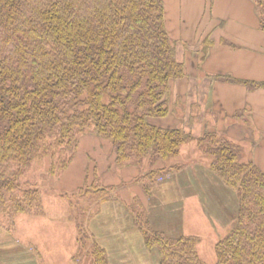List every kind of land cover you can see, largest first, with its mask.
Segmentation results:
<instances>
[{
  "label": "trees",
  "instance_id": "obj_1",
  "mask_svg": "<svg viewBox=\"0 0 264 264\" xmlns=\"http://www.w3.org/2000/svg\"><path fill=\"white\" fill-rule=\"evenodd\" d=\"M253 1L264 31V0ZM202 43L204 52L213 45L209 37ZM186 73L166 27L164 0H0V218L12 226L18 213H40L41 187L24 178L31 162L47 156L51 174H58L72 162L80 137L91 133L110 140L116 167L134 165L140 172L134 181L145 199L134 194L126 208L145 250L156 252L158 264H207L197 252L198 236L170 233L151 210L155 200L171 199L165 191L161 198L154 194V185L170 172L160 163L196 141L210 157L209 168L192 169L197 178L213 174L238 201L230 216L234 223L215 244V264H264V170L244 157L242 145L226 131L194 136L184 125L153 122L170 113V83ZM207 77L250 92L264 89L262 81ZM180 106L184 110L177 99L174 108ZM200 110L199 102L189 105L184 122L190 128ZM245 111L233 117L247 125ZM181 182L177 190L186 194L191 186ZM62 196L80 251L87 250L92 264H108L105 248L87 233L85 217L118 200L116 185H104L94 172Z\"/></svg>",
  "mask_w": 264,
  "mask_h": 264
},
{
  "label": "rangeland",
  "instance_id": "obj_2",
  "mask_svg": "<svg viewBox=\"0 0 264 264\" xmlns=\"http://www.w3.org/2000/svg\"><path fill=\"white\" fill-rule=\"evenodd\" d=\"M212 1L164 0L166 27L170 39L176 46L177 58L185 63L187 73L183 78L172 80L170 83V113L166 117L153 119V122L166 127L184 125L186 130L195 129L192 132L194 136L201 135L206 129L222 130L228 134L230 130L234 132L232 136L243 137L241 138L243 140L238 142L242 145L244 157L249 159L253 149L251 144L261 134L254 128L250 106L246 107L244 112L249 120L247 125L244 124L243 117L226 116L228 112L222 108L223 103L225 108L229 107L226 111L230 112L233 108L227 106L225 101L218 100V87L225 83L211 80L202 68L209 50L203 51L202 40L209 37L211 40L217 39V44H220L216 35L230 30V28L226 29V21L237 19L231 11L226 13V17L223 18L225 21L219 18L213 19ZM238 7V4H231L230 0L225 1V9ZM224 44L231 45L228 41ZM177 99L185 106L184 110L181 106L174 108ZM227 100L232 103L231 98L228 97ZM194 102L201 104V115L190 128L184 121L189 115V105ZM184 146L186 149L182 153L183 157L177 155L160 163L170 168L168 169L170 172L166 175V180L154 185V194L159 198L162 197L161 191L172 194L171 191L177 189V185L182 186L178 184L181 181L177 177L181 178L183 185L191 186L193 179L197 177L192 170H197L195 165H201L202 169L209 168L210 157L198 148L196 141ZM50 163L47 156L35 158L24 176L32 182H37L41 187L42 211L37 214L18 213L14 217L15 224L12 226L5 218H0V264H92L87 250L79 249L71 209L68 200L62 194L63 192L70 194L84 185L86 178L89 180L93 178L94 172L101 176L104 185H116V194L119 197L118 200L105 205L106 207L101 204L96 214L93 213L94 208L90 209L85 217L87 233L105 248L108 264H158L156 252L146 251L143 247L141 234L134 226L133 218L126 208L134 194H139L145 199L140 184L134 181L140 172L134 165L121 169L116 167L110 140L85 133L80 137L74 158L66 169L58 174H51ZM147 168L146 161L145 169ZM170 173H174L172 177L176 180L173 179V182L170 180ZM202 180L207 185L214 182L211 178ZM160 185L166 186L157 188ZM191 187L194 189L193 186ZM168 193L167 198H169ZM111 206L114 207L113 210ZM197 207L192 202L186 205L184 233L197 231L202 238L199 249L201 255L207 262L214 263L215 244L227 233V228H230L234 220L228 216L226 222H222V226L219 221L209 218L211 213L207 210L208 218L213 220L215 225V229L210 230L206 219L197 211ZM99 213L101 216L97 217ZM122 230L126 235L125 240L119 238Z\"/></svg>",
  "mask_w": 264,
  "mask_h": 264
},
{
  "label": "crops",
  "instance_id": "obj_3",
  "mask_svg": "<svg viewBox=\"0 0 264 264\" xmlns=\"http://www.w3.org/2000/svg\"><path fill=\"white\" fill-rule=\"evenodd\" d=\"M218 1L221 4L217 3ZM225 1L227 0L212 1V18L223 19L226 17V13L231 11L233 16L235 14V18L238 20L233 19L232 21H226V29L230 28V30L219 32L218 35H216V38L219 37L220 44H217V39H212L213 46L211 48L214 49L209 48L207 58L202 65L203 71L206 75L228 74L235 78L264 82V31L259 29L260 19L256 13L254 1L230 0L231 4H238L239 7L237 9H225ZM221 39L231 42L233 46L225 45L221 42ZM223 83L225 84L218 87V100L225 101L227 106H232L233 108L230 112L226 111L229 107L225 108V104L222 102V108L225 112H228L226 113V116L233 115L244 106H250L251 108L254 128L259 130L262 135L260 134V137L258 136L256 140H253L254 142L251 144L253 146L252 153L249 154L248 158L252 159L264 170V89L250 92L242 85L228 82ZM228 97L232 100L231 104L228 102L229 100H227ZM219 116H221V114ZM194 130L195 129H192V132ZM228 132L229 136L234 140H243L241 139L243 138L242 136L234 137L232 136L234 132L230 130ZM184 147L185 146L183 145L180 148L177 157H183L182 153H184L183 151L186 149ZM195 175L197 174L195 173ZM205 178L213 179V184L207 185V183L203 182L202 178L199 180L196 177V179H193V183L191 181L194 189L190 187L186 191H183L186 192V194H182V190L178 191L175 189L171 191L172 194L168 193L169 198H171L168 199L170 203L160 204L155 200L153 202L154 206L151 207V210L156 214V217L159 218L163 225H165L166 230H169L170 233L198 236L200 238V243L197 245L199 257L207 264H215L216 260L214 263H209L206 261L205 257L201 255L199 251L200 244L202 243L200 234L197 231L187 234L184 233L183 225L185 221L184 216L186 205L188 202L196 204L198 206L197 211L206 219L210 230H213L215 229V225L213 220L211 221L209 218L219 221L220 224L226 222L227 217H230L236 212L238 201L235 192L223 186L216 176L209 173L208 175L206 174ZM177 179L180 178L177 177ZM112 202L113 201L107 202L102 205L106 207L105 205ZM111 209L113 210L114 207L111 206ZM167 209H170L168 213L166 212ZM112 210L110 211L112 212ZM207 210H209L211 216H209ZM198 212L196 214H198ZM100 213L97 217L101 216ZM107 224L110 225V223ZM221 225L223 226V223ZM223 228H225V226ZM119 234L121 236L119 238L125 240L124 238L126 235L124 234V230Z\"/></svg>",
  "mask_w": 264,
  "mask_h": 264
}]
</instances>
